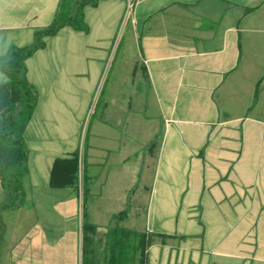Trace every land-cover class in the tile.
Returning a JSON list of instances; mask_svg holds the SVG:
<instances>
[{
	"label": "crops",
	"instance_id": "crops-1",
	"mask_svg": "<svg viewBox=\"0 0 264 264\" xmlns=\"http://www.w3.org/2000/svg\"><path fill=\"white\" fill-rule=\"evenodd\" d=\"M61 1L0 0V62ZM85 20L26 61L29 171L17 209L0 180V264H264V0H105ZM77 153L81 184L52 187Z\"/></svg>",
	"mask_w": 264,
	"mask_h": 264
},
{
	"label": "trees",
	"instance_id": "trees-1",
	"mask_svg": "<svg viewBox=\"0 0 264 264\" xmlns=\"http://www.w3.org/2000/svg\"><path fill=\"white\" fill-rule=\"evenodd\" d=\"M105 0H62L55 20L48 28L35 33V41L24 48H13L0 62L9 83L0 85V180L14 197L11 209L21 207L25 200L23 179L28 174V149L25 131L32 119L37 97L27 78L26 61L46 47L47 40L63 29L86 32L85 8L97 7ZM79 154L55 162L51 186L63 188L79 182Z\"/></svg>",
	"mask_w": 264,
	"mask_h": 264
},
{
	"label": "rangeland",
	"instance_id": "rangeland-1",
	"mask_svg": "<svg viewBox=\"0 0 264 264\" xmlns=\"http://www.w3.org/2000/svg\"><path fill=\"white\" fill-rule=\"evenodd\" d=\"M81 180H82V177H81ZM81 180H79V184H81Z\"/></svg>",
	"mask_w": 264,
	"mask_h": 264
}]
</instances>
